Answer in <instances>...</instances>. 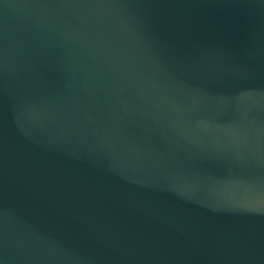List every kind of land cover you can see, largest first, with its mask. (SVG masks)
<instances>
[{"label":"water","instance_id":"1","mask_svg":"<svg viewBox=\"0 0 264 264\" xmlns=\"http://www.w3.org/2000/svg\"><path fill=\"white\" fill-rule=\"evenodd\" d=\"M0 264H264V0H0Z\"/></svg>","mask_w":264,"mask_h":264}]
</instances>
